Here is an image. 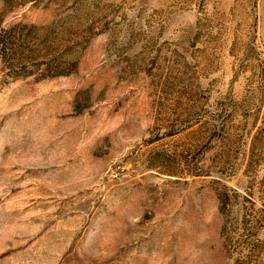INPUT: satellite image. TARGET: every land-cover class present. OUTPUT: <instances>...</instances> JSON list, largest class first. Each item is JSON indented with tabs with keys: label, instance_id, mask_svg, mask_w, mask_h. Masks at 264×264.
I'll return each mask as SVG.
<instances>
[{
	"label": "rangeland",
	"instance_id": "374dc122",
	"mask_svg": "<svg viewBox=\"0 0 264 264\" xmlns=\"http://www.w3.org/2000/svg\"><path fill=\"white\" fill-rule=\"evenodd\" d=\"M0 264H264V0H0Z\"/></svg>",
	"mask_w": 264,
	"mask_h": 264
}]
</instances>
